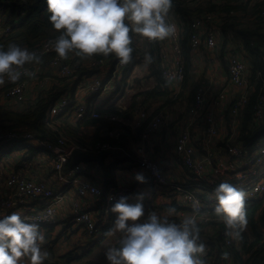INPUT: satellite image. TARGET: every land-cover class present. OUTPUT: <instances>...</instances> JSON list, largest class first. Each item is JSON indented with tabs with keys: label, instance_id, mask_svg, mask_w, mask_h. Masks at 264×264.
I'll return each instance as SVG.
<instances>
[{
	"label": "built area",
	"instance_id": "built-area-1",
	"mask_svg": "<svg viewBox=\"0 0 264 264\" xmlns=\"http://www.w3.org/2000/svg\"><path fill=\"white\" fill-rule=\"evenodd\" d=\"M241 1L257 2L256 0ZM260 16L264 18V8L260 11ZM215 19V14L204 13L191 20L190 24L193 32L190 36V49L192 53H195L200 47H206L209 51L216 52L218 42L212 29L210 28V32L206 36L201 33ZM169 22L176 25V33L172 37L159 41V51L161 75L170 86L182 81L184 66L181 57L180 22L177 16L173 15L172 10L169 13ZM48 41L45 40L30 49L45 54L54 52V50L49 48ZM132 47L134 49L133 58L127 64L119 63L118 58L114 55H112L110 60L104 58L99 60H92L91 58L87 60L81 59L78 66L81 69L84 67L83 69L87 70L90 75L82 73L83 75L79 76L82 79L75 84V87H70L73 95L77 89L87 94L112 92L120 81L127 82V77H125L127 70L132 62H136L139 59L138 47ZM71 55L67 59H62L55 54L50 63L52 67L57 69L61 78L77 80L78 75L74 69L75 65L70 62ZM225 58L228 75L227 87L215 92L210 98H207L206 89L200 88L196 90L193 104L190 106L189 111L193 121L199 123L201 128L203 127L204 138L202 140L200 138L193 139L188 128L185 127L181 129V133L176 138L173 147L174 153L188 172V180L180 183L178 181H169L157 161L149 158H140L137 161V165L147 172L148 179L153 183L167 185L168 182H172L169 188L171 202L173 201L178 207L187 210L176 211L174 216H170V219L178 222L186 215L196 214L199 217V222L204 224L217 223L214 226H208L206 230H201V239L206 244V255L204 258L208 261V254L212 253L210 244L217 243L215 240L217 236L223 237V243L220 244L222 255L218 264H228L226 260L229 255L228 251L230 252L231 247L238 246L239 242L225 235L224 223L221 218H212L210 216V209H212L210 196L214 187L220 182L227 180L237 187L244 188L247 191L246 205L258 199L264 192V139L257 141L250 147H245L235 140L238 135V116L247 95V91L239 93L236 90L244 86L247 66L244 57L235 52L233 48L227 50ZM28 68L34 70L35 73L37 72L36 67ZM94 69L96 72H94ZM57 84L58 81H55L52 87ZM4 85H8V87L3 92L4 99L1 100L2 103L5 102V104L9 105L22 101L26 87L25 83L20 82V80L10 82L6 79L2 89H4ZM36 86H41L40 81ZM229 92L234 93L231 99L237 98L231 108L227 106L230 101ZM117 96L119 94L113 95L112 98L114 99ZM71 103L72 99L69 92L50 94L45 114L47 121H51L56 115L74 116L77 118L88 114L94 118L121 122V119L116 115L98 113L95 110V106L89 103L76 104L77 102H74L73 105H70ZM225 112L229 116L227 125L230 129V134L222 146L214 149L216 145L215 139L218 137L222 125L219 119L224 117ZM162 115L163 113L161 112L157 113L145 125L141 134L144 139L153 137L160 131L161 123L163 124L164 122ZM252 123L253 127L264 126V90L260 92L252 115ZM188 124L192 123L188 122ZM66 140L63 137L55 139L42 138L37 135L33 127L27 125L0 127V148L2 150L7 151L5 147H9L8 144L13 141H21L32 147H40L43 149V153H46L44 155L42 153L38 157L35 156L29 161L19 160L18 162L25 168L23 171L14 169L13 166H0V218L14 211H19L29 221L38 222L41 228H45L57 223L59 220H64L63 218L67 216V213H64L66 210L61 212L64 214H60L59 211L63 209L69 191L61 192V194L56 193L46 179L37 178L28 173L33 165L39 164L38 167H48L59 175L62 183L61 187H75V197L70 198L68 208V215L72 222L76 226L84 228L89 236L95 237L101 234V227L108 219L111 205L121 196L127 197L128 189L118 186L105 191L103 185L81 176L83 171L81 167L84 161H79L73 166L69 165L68 161L74 149L86 153L100 154L111 152L115 148L107 142L85 148L81 145L71 144ZM200 141L201 144L198 147V142ZM12 151L25 153L27 150L26 148H20ZM222 158L230 161L222 163ZM233 177H236V179H233ZM100 199H102L103 216L97 220L93 210L89 209L88 204L83 201L92 200L95 203ZM197 199L202 203V211L198 214L193 213V202ZM57 205L59 207H56Z\"/></svg>",
	"mask_w": 264,
	"mask_h": 264
},
{
	"label": "clouds",
	"instance_id": "clouds-1",
	"mask_svg": "<svg viewBox=\"0 0 264 264\" xmlns=\"http://www.w3.org/2000/svg\"><path fill=\"white\" fill-rule=\"evenodd\" d=\"M48 21L58 35L48 46L62 59L70 54L80 58L93 55L118 58L119 63L132 60L133 34L150 41H163L176 33L169 22L173 0H45ZM42 53L21 43L0 45V85L6 79L16 82L22 76H34L27 66L42 62ZM146 62L151 57L145 56ZM134 179L147 183L143 173ZM145 194L135 202L121 196L110 207L115 214L109 232H119L117 245L105 251L108 264H207L206 244L201 239L199 217L186 215L178 222L167 215L145 213ZM212 209L224 223L225 235L241 240L247 219V191L230 181H222L211 193ZM202 211L199 199L193 202V213ZM45 237L41 225L19 211L0 218V264H43L48 256L43 250Z\"/></svg>",
	"mask_w": 264,
	"mask_h": 264
},
{
	"label": "trees",
	"instance_id": "trees-1",
	"mask_svg": "<svg viewBox=\"0 0 264 264\" xmlns=\"http://www.w3.org/2000/svg\"><path fill=\"white\" fill-rule=\"evenodd\" d=\"M189 0H173L171 10L177 16L180 22V46L181 57L184 66V76L181 82L184 85L190 79L189 72L191 71L192 52L190 49V36L193 32L191 27V20L204 13L215 14L221 21H224V29H230L241 40V44L245 49L246 56L248 58V86L249 90L246 95V101L238 116V135L235 139L245 147H250L257 141L264 139V126L253 127L252 115L257 104L260 92L264 90V18L260 16V11L264 8V0L249 5L248 2H242L241 0H220L219 3L212 0H205L201 4L190 5ZM248 12L252 14L254 18L247 23L238 27L237 21L238 13ZM47 4L45 0H0V25L2 27H8L7 30L0 35V45L7 46L10 42L21 43L29 48L33 47L37 43L45 40L55 39L58 32L53 29L52 25L48 21ZM135 34L132 37V46L134 44ZM148 40V39H147ZM221 51L224 52V48L227 46L226 41L221 43ZM148 51L155 57L157 64H150L151 76L154 77L156 85L151 89H146L142 92L144 100L138 102L133 97V101L126 108L116 106L115 101L110 102L106 106L95 107L98 113H110L118 116L121 120L130 118L141 108L147 99H154L161 97L169 93L168 84L165 82L161 75V58L159 41L148 40ZM156 53L153 54V51ZM55 51L42 55V61L46 62L55 55ZM71 55V54H70ZM72 63H76L82 58L77 57L74 53ZM109 56L93 55L91 57L83 58L87 60L107 59ZM160 60V64H159ZM77 73V80L80 81L83 75L82 73H88L85 69H81L78 65L74 66ZM85 71V72H84ZM94 72L95 69H94ZM93 72V73H94ZM90 74V73H88ZM58 83H63L62 80ZM58 86V85H56ZM196 87L193 86L190 89L188 102H191L189 106L193 104V93ZM59 90V89H58ZM54 92V90H53ZM52 90L43 91L26 109L14 110L9 106L4 105L0 101V127L1 126H16L27 125L33 127L36 130L37 135L42 138L55 139L59 133H64L67 137L66 141L72 144L81 145L83 147L93 146L98 143H114L125 144L126 134H130L128 126L122 124L120 121H109L103 118H94L86 114L84 116L69 119V117L63 115L54 116L51 121H47L45 113L48 102V97L53 94ZM62 93V92H61ZM181 95H179L180 97ZM237 98L230 99L227 106L231 108L236 102ZM74 101L70 105H73ZM160 106L155 110L153 116L157 113H162ZM226 122H229V116L227 112L224 114ZM152 118V117H151ZM106 125L108 130L117 131L115 137L111 138L108 135H100L97 133H86L84 129L89 128L92 125ZM146 123H142L136 128V135L141 136ZM125 131V132H124ZM124 132V134H123ZM124 140V141H123ZM9 149L4 153L11 152L20 148H26V152L20 157L22 161H29L35 156L41 155L44 151L40 147H32L21 141H13L8 144ZM104 159V158H103ZM103 159L100 161V165L105 167ZM81 160L73 161L69 159V165L79 162ZM109 167V166H108ZM168 208L174 206L176 211L187 210L185 208L178 207L173 201L166 205ZM247 209V226L251 230L250 237L246 232H243V238L238 240L240 249L238 250L234 246L230 248V252L233 255L235 264H264V192L255 201L246 205ZM210 216L212 218L218 217L213 209H210ZM221 224V223H220ZM251 238V240H250ZM217 244H212V253L208 254L209 260L207 264H218L219 258L222 255L221 247L218 244L223 243V237H216ZM250 240V241H249ZM71 260L54 261L50 264H71ZM43 262V264H48Z\"/></svg>",
	"mask_w": 264,
	"mask_h": 264
},
{
	"label": "crops",
	"instance_id": "crops-1",
	"mask_svg": "<svg viewBox=\"0 0 264 264\" xmlns=\"http://www.w3.org/2000/svg\"><path fill=\"white\" fill-rule=\"evenodd\" d=\"M189 1H190L189 3L190 5H194V4L202 5L205 2V0H189ZM212 1L217 2V3L220 2V0H212ZM256 1L259 2L261 0H256ZM248 4L253 5V3H249V2ZM173 15H175L174 12H173ZM237 16H238V19H237L238 22L241 20L242 22H248L249 20L252 19L251 17H253L252 14L248 12L245 13V11L238 13ZM223 25H224V21H221L218 17H216L214 22L207 26V29H204L203 31H201L203 36H206L210 32L209 30L211 28L213 31V34L217 37L218 47H217L216 52L215 51L211 52L206 47H200L195 53L191 54L192 55L191 71L189 72L190 79L188 80L186 85H184L183 82H179V83H176L170 86L168 85V88H169L168 94L163 95L161 97L154 98V99H151V98L147 99L145 104L142 106L146 108V110H150V111L154 110L153 106H158L156 107V109L162 105H164L162 109L176 106V109L179 107L181 112L177 113L176 116L173 119H171L168 125H166V127H164L159 132H157L153 137L144 139L142 135L139 137L136 135V128L140 126L142 123H146L147 121H149L151 117L153 116V114L150 117L148 116V117L142 118L139 115V111L141 109L137 110V112L133 116V119H136L137 121L140 120V124L137 125L136 127L129 128L131 133L126 134L125 144L123 143V145L121 144L122 147H116L115 150L108 152L107 156H105L103 159V164L106 165L105 167H102L99 164L102 159L100 161H90V162L84 161L81 167L83 170L81 172L82 177L103 185L105 191L110 190L111 188L118 187V186L125 187L128 189L127 191L128 195L133 194V193L136 194L138 190L140 191L142 189L148 190V186H151L150 184H152L153 188L158 187L159 189H161V191H163V195L165 196L166 199L165 201H162L158 206H160L159 207L160 210H163V213H161L160 215H167L168 207L166 205H168L171 202V198H169L171 197V194L169 193V188L172 182H168L167 185H157L153 183L151 180L148 179L147 172L137 165V161L140 158H149V159L157 161L160 164L161 169L167 175V178L169 181H178V183H180V182H186L188 180L189 178L188 172L185 170L184 166L181 164L177 155L174 153L173 147H174L175 139H176L174 138L176 131L178 130V128L184 126V124L187 122L186 111H187V107L191 104V102H188L190 89L193 86H195L196 87L194 89V92H195L196 90L200 88H204L206 89L205 92L208 94L209 92L215 93V90L217 89L220 90L221 88L227 87L228 75H227V69H226L225 56L229 48H233L235 52L239 53L242 57H244L245 60H248L245 49L243 48V45L241 44V40L238 37H236V34L232 30L226 29V28L224 29ZM237 25L240 26V24H237ZM223 40L226 41L227 46L224 48V52L222 53L221 43L223 42ZM139 46H140V49H138L139 59L136 62H132L129 69L127 70V75L125 76L127 77V82L120 81L119 84L116 85V88L112 92H105V93L96 92L94 94H87L77 89L73 95L72 90H70L69 93H70L72 101L77 102L76 104L89 103L90 105L95 106V107H98V106L103 107L109 104L110 102H113V101L116 102L117 100H119V98L113 99L112 98L113 95L120 87L122 88L121 89L122 96L127 90H129L128 88H124V86H127V84L129 83V79L133 76V73L135 71L136 72L140 71V75L143 76V77H138V78L149 79L148 88L144 87L145 88L144 89L137 85L138 87L137 91L141 89L146 90V89L153 88L156 85V83L154 81V77L151 76L149 65L150 64L156 65L157 61L155 57H153L150 54V51H148V48H147L148 40L146 38H143V37L140 38ZM143 51H146V55L151 57L150 63L145 61L144 58L146 55L144 54L145 52ZM151 51H153V49ZM155 53L156 52L153 51V54ZM107 59L110 60V57ZM159 64H160V60H159ZM203 67H204V71H203ZM203 73L204 75H202ZM137 76L138 75L136 73V75L133 77L136 78ZM247 76L248 74L246 72V80L244 82V86L241 87V93L243 91L248 92L249 90ZM133 77H132V80L130 81V84H132L133 82ZM77 82L78 80L71 79V80H67L64 84L58 83L57 84L58 86L59 84H63L61 88L60 87L58 88L59 93L66 92L65 89L68 85H70L73 88V85H75ZM124 90L125 92H123ZM144 90L139 91L138 96L135 97L136 100H138L139 96L142 98L141 101L144 100V96L142 94ZM135 93H136L135 91H130V95L128 98H131V96ZM179 95L181 96L179 97ZM233 96H234V93L232 94L231 92H229L230 99ZM193 97H194V93H193ZM126 107L127 105L126 106L123 105L122 108H126ZM176 109L174 111H176ZM75 118L76 117L74 116L71 117V119H75ZM127 119H123V120H127ZM183 121L185 123H182ZM219 121H220V124L222 125L220 129V133L218 137H216L215 139L216 145L214 146V149H217L218 147L222 146L230 134V131H229L230 129L227 125L225 116L221 117ZM195 125H197L198 127L196 128L197 130L192 129L193 130L191 131L192 138L195 140L200 138L202 140L204 138L203 127L201 128L200 124L198 125L197 123ZM84 131L88 134L97 133L103 136L108 135L111 138H113L114 134H117L115 132L119 130L117 131L108 130L106 125L96 124V125L90 126L87 129H84ZM200 144H201V141L198 142V145H199L198 147H200ZM0 150L6 151V150H2L1 148ZM1 151H0V155L6 154V153H1ZM10 153L13 154L14 152L11 151ZM19 160L20 158L17 160H14V163H13L14 169H20L23 167L21 163L18 162ZM3 162H6V161L4 160L3 157H0V166L3 165ZM4 164L6 165V163ZM38 165L39 164H35L33 165V167L29 169L30 171H28V173L31 176L46 179L52 185L56 193L61 194V192L69 191L66 202L64 203V207L63 209L59 211L60 214L67 213V216L63 218L64 220L57 221V223L62 224V225L67 224L65 228L66 229L71 228L73 232H78L80 230H83L84 231L83 237L85 239H94L96 237H99L98 240L100 241V238L106 235L109 232V230L112 228V219H113L114 213L109 211L108 219L106 220V223H104V225L101 227L100 235H97L95 237L89 236L87 231L84 228L76 226L75 223H73L72 220L70 219V216L68 215L69 200L71 197H75V193H76L75 187L74 186L61 187L62 183L57 173L51 171L48 167L43 168V167H38ZM136 173H143L145 177L147 178V183L142 184L136 181L134 179ZM233 179H236V177H233ZM166 189L168 192L165 191ZM83 202L87 203L88 208L93 210L94 214L96 215L97 220L103 216L102 199H100L99 201L95 203L92 200H87ZM152 205H154V203H152L151 206ZM56 207H59V205H57ZM63 210H66V211L64 213H61ZM146 213L148 214L149 210H147ZM175 213L172 216H174ZM199 223H200L201 230H206L208 226H214L217 224L216 222H213L212 224L211 223L204 224L202 222H199ZM49 227H45V228H49ZM41 230L43 229L41 228ZM212 244H217V243L210 244V246L213 248ZM236 247L238 250L240 249L239 245ZM228 253L229 255L226 259L227 263L235 264L233 255H231L229 251ZM220 259L221 257L219 258V261Z\"/></svg>",
	"mask_w": 264,
	"mask_h": 264
},
{
	"label": "rangeland",
	"instance_id": "rangeland-1",
	"mask_svg": "<svg viewBox=\"0 0 264 264\" xmlns=\"http://www.w3.org/2000/svg\"><path fill=\"white\" fill-rule=\"evenodd\" d=\"M251 18H253V17H251ZM245 23H247V22H242V20L239 21L240 26H238V27L241 28L242 27L241 25H244ZM7 28L8 27H2L0 25V35L4 31H6ZM140 38L141 37L139 35H135V38H134V44H135V46L138 47V49H140V46H139ZM42 42L43 41L37 43L36 45H38V44H40ZM143 52H145L144 54L146 55V51H143ZM42 54L44 55L45 53H42ZM73 57H74L73 55L70 56V62H71V64L76 66V65H78L81 62V60H78L76 63H72ZM51 59H49L46 62L42 61L38 65H29V66H27V67H36L37 72H36V74L33 77H24L23 76L20 79V82H23V83L26 84V87H25V90H24V98L22 99V101H19L17 103L10 104V105H7V104L4 103V105L9 106V107H11L14 110H22V109H26L30 105V103H32L40 94L43 93V91L52 90V92H53V90H54L53 93H55V92L59 93L58 88L59 87L61 88V86L67 80L65 78H61L59 76V73H58L57 69L52 67V65L50 63ZM245 63H246L247 70H248L249 69L248 68V60H245ZM203 71H204V67H203ZM136 73H137L138 76L135 78L133 76H135ZM247 73H248V71H247ZM202 75H204V73ZM133 76H132L133 77L132 84H130V81L132 80V77H131L130 79L128 78L129 79V83L127 84V86H124V88H128L129 90H127L126 92L124 90L123 92H125V93H124L123 96H122V91H121L122 88L121 87L115 92L114 95H118L119 94V96L116 97V98H119V100H117L115 102L116 106L120 105V106L123 107V105L124 106L130 105L131 102L133 101V97L134 96L135 97L138 96L139 91L144 90L145 89L144 87L148 88L149 79H147V78H144V79L143 78L142 79L138 78V77H143V76L140 75V71H138V72L135 71L133 73ZM60 80L63 81V84H59V86L52 87V84L55 81H60ZM83 80H85V79L83 78ZM39 81L41 83V86L37 87L36 84ZM137 85L139 87H141V88H144V89H141V90L137 91V88H138ZM7 87H8V85H4V89H2V85H0V101L2 99H4L3 92H4V90L7 89ZM70 87L71 86L68 85L66 87L65 91L69 92L70 91ZM73 87H75V85H73ZM131 87H133V88H131ZM45 89H47V90H45ZM130 91H135L136 93L133 94L131 96V98H128L129 95H130ZM218 91H219L218 89L215 90V92H218ZM236 91H239V93H240L241 89L236 90ZM213 94L214 93L209 92L207 94V97L210 98ZM141 100H142V98L139 96L137 101L141 102ZM156 107H158V106H153V109H154L153 111L146 110V108L141 107V108H139V109H141L139 111V115L142 118H145V117H148V116L150 117L155 112ZM175 109H176V106L175 107H170V108H164V109L161 110L162 113H163L162 118L164 119V122L166 121V123H164V122H163V124L161 123L162 127L160 126L159 130H161L164 127H166V125H168V123L171 121V119H173L176 116L177 113L181 112L179 107L176 109V111H174ZM189 110H190V106L187 107V111H186L187 122L186 123L184 121L182 122V123H185V124H184V126L178 128V130L176 131V133L174 135V138H177L179 136V134L181 133V129H183L185 127L188 128L190 134H191V131H193L194 129L197 130L196 128L198 126L195 125L197 122L193 121V118H192ZM174 112H175V114H174ZM134 115L135 114H133V116ZM133 116H131L127 120H121L122 124L128 126L129 128L130 127H136L137 125H139L140 124V120L137 121L136 119H133ZM71 117L72 116H70L69 119H71ZM149 121H147L146 124ZM188 122H191L192 125L187 124ZM197 124L199 125V123H197ZM63 134L64 133H59L57 135V137H60V138L63 137L65 139H67V137L65 135H63ZM57 137H54V138H57ZM114 137H115V134H114ZM175 142H176V139H175ZM69 143H71V142H69ZM110 145L113 148L122 147L118 143L117 144L110 143ZM5 149L8 150L9 147L6 146ZM1 153H3V151ZM22 153L14 152L13 154H11L10 152H8V154L7 153L6 154H2L1 157H3L6 162H3V165L2 164L1 165L2 166H6L7 165L9 167L14 166V164H13L14 160L19 159L21 157ZM44 154H46V153H43V155ZM225 161H230V160H228L226 158H222L221 162L224 163ZM4 163H6V165ZM23 170H25L24 167L19 169V171H23ZM4 174H6V173H4ZM150 185L151 186H148V190L142 189L141 191L138 190V192L136 194L133 193V194L127 195L128 201L130 203L131 202H135V200L137 198V195L139 193H144L145 194V200H144L145 213H146L147 210H149L148 214H150L151 211L156 212L157 214H161V213H163V210H160L159 209L160 206H158V205L162 201H165L166 198L163 195V191H161V189H159L158 187H154L153 188L152 184H150ZM165 191L168 192L167 189ZM152 203H154V205L151 206ZM146 215H147V213H146ZM114 219H115V214L113 215V219H112V227H113ZM66 225L67 224H63L62 225V224L55 223L49 228H42L43 230H41V232L43 233V235L45 237L44 241L42 242V248H43V250L47 251V253H48V256L46 257L44 262L48 261L47 263L50 264L51 262H54V261H60V258H61L62 260H71L70 261L71 264H108V262L106 261V258H105V251H106V249L108 247L117 245L118 240H119L120 235H121L119 232H117V231H114V232H111V233L108 232L106 235L102 236L100 238V241H99L98 240L99 237H96L94 239H85L83 237V235H84V231L83 230H80L78 232H73L71 228L66 229L65 228ZM244 232H246L248 234V236L250 237L251 230H250V228L248 226L246 227ZM250 240H251V238H250Z\"/></svg>",
	"mask_w": 264,
	"mask_h": 264
},
{
	"label": "water",
	"instance_id": "water-1",
	"mask_svg": "<svg viewBox=\"0 0 264 264\" xmlns=\"http://www.w3.org/2000/svg\"><path fill=\"white\" fill-rule=\"evenodd\" d=\"M108 153H100V154H92V153H86L83 151H79L77 149L72 150L71 152V159L73 161L81 160V161H100L103 159L105 156H107Z\"/></svg>",
	"mask_w": 264,
	"mask_h": 264
}]
</instances>
